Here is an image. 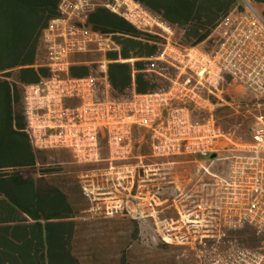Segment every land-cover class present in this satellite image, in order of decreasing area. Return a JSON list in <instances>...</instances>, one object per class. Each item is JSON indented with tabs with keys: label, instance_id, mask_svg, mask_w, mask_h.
I'll list each match as a JSON object with an SVG mask.
<instances>
[{
	"label": "built area",
	"instance_id": "1",
	"mask_svg": "<svg viewBox=\"0 0 264 264\" xmlns=\"http://www.w3.org/2000/svg\"><path fill=\"white\" fill-rule=\"evenodd\" d=\"M97 1L61 0V16L42 33L36 66L47 68L50 76L25 86L23 97L24 132L32 146L69 151L79 164L105 161L109 166L101 175L115 174L118 186L125 183L127 190L138 177L137 167L116 163L134 158L135 128L149 131L155 158H209L227 141L232 148L218 159L226 161V170L214 176L215 203L194 206L193 217L181 222L185 234L180 239L195 243L193 264H264V15L249 0H240L212 31L206 48H184L173 42L170 25L132 0ZM98 6L163 38L157 54L145 59L144 73L160 77L164 87L140 94L133 78L131 87L114 90L106 54L118 47L111 35L84 26L87 14ZM88 53L102 55L99 61L84 63L97 68L71 77L74 60ZM224 84L243 89L251 99L255 115L249 144L232 142V134L213 119H191L192 108L219 99ZM246 226L254 229L259 247H246L230 234Z\"/></svg>",
	"mask_w": 264,
	"mask_h": 264
},
{
	"label": "trees",
	"instance_id": "2",
	"mask_svg": "<svg viewBox=\"0 0 264 264\" xmlns=\"http://www.w3.org/2000/svg\"><path fill=\"white\" fill-rule=\"evenodd\" d=\"M162 14V20L181 30L180 45L200 46L215 27L237 7V0H137ZM264 4V0H254ZM61 0H0V264H83L75 249L77 216L89 211L88 196L79 181L61 177L47 164L44 150L35 149L24 132L25 86L48 78L36 66L43 31L61 16ZM85 27L111 35L117 51L106 54L108 77L117 92L132 86L145 94L156 89L145 70L154 57L159 37L140 31L104 6L87 14ZM79 55L70 76L88 75L90 62ZM134 60L131 62H124ZM134 75V77H133ZM64 174V173H62ZM247 234L246 226L230 233ZM118 264H125L122 256Z\"/></svg>",
	"mask_w": 264,
	"mask_h": 264
},
{
	"label": "rangeland",
	"instance_id": "3",
	"mask_svg": "<svg viewBox=\"0 0 264 264\" xmlns=\"http://www.w3.org/2000/svg\"><path fill=\"white\" fill-rule=\"evenodd\" d=\"M252 5L264 15V4H258L254 0H249ZM97 2L104 4L107 0H98ZM240 5V0H237V6ZM173 31V42L180 45L181 30L170 26ZM154 32L160 33L158 28L153 29ZM152 35V34H151ZM157 36V35H155ZM159 37V36H157ZM161 43L163 38L159 37ZM208 42L201 44L200 48H206ZM181 46V45H180ZM84 58L92 61H99L102 55L99 53H88ZM133 63L134 60L124 61ZM97 64H91L90 68H97ZM145 68H147L145 66ZM148 77L156 85V89L164 87L166 83L158 76L152 73L147 74ZM223 94L220 99L228 103L227 110H224L219 117H222L220 124L225 128V132L232 134V142H237L242 145L249 139L252 116L246 107L247 103L240 95L238 98L228 96V92L243 93V89L237 87H228L224 84L222 87ZM228 93V94H227ZM215 103L218 99H211ZM235 101L233 105L231 101ZM248 100V99H247ZM250 102V100H249ZM225 105V104H224ZM226 107V106H225ZM236 112H234L233 108ZM217 108H214L216 110ZM201 118H196L200 120ZM146 132L141 130L137 133L132 143L141 149L138 152L140 158H132L126 162H118L117 166L128 164L137 167L138 177L135 179L133 188L123 190L126 186L122 184V188L118 186L115 174L112 176H102L109 164L105 161L93 165L79 164L75 162L69 151L66 150H46L47 164L58 172L62 177H69L74 182L79 181L85 190L88 200L86 201L89 211L80 213L77 216L79 223V235L75 242V249L83 264H118V260L124 256L125 264H193L195 243H187L180 239L181 235L185 234V226L181 224H171L176 220L189 219L190 210L193 206L199 204V196L204 189H208L207 199L209 203H215V178L210 175L198 173L200 170L196 164H166L165 158H155L152 156L151 146L149 144ZM224 145L220 149L221 156H226L231 144L223 141ZM228 145V147H225ZM107 153H104V158ZM177 157V156H175ZM188 160L190 158H181L179 160ZM159 164V165H157ZM226 170V161L215 162L209 171L223 175ZM64 173V174H62ZM157 173L156 176H153ZM203 173V174H202ZM192 175L191 181L188 175ZM88 175V177H86ZM158 179L154 181V179ZM152 180V181H151ZM159 184L162 187L157 197L162 201L163 198H170L175 201L165 203L159 206L158 219H153L150 216L151 206L150 198L152 196L153 186ZM139 186H142L144 198V211L140 217L132 212L135 204L134 196ZM94 187L95 190H92ZM88 190L93 191V194L88 193ZM147 190V191H146ZM191 190V192H188ZM110 192L111 194H106ZM148 192V193H147ZM188 192V193H186ZM192 194L190 198H184L182 202V194ZM205 194H203L204 196ZM124 196H127L124 200ZM138 196V195H137ZM140 197V196H138ZM122 201H127L124 206ZM194 202V203H193ZM173 204L174 207H168ZM130 211V212H128ZM180 213V214H179ZM190 216V217H189ZM169 223L167 225L166 223ZM177 237V238H176ZM237 240L244 246L257 248L260 245L259 239L256 241L248 238L247 234H239Z\"/></svg>",
	"mask_w": 264,
	"mask_h": 264
},
{
	"label": "crops",
	"instance_id": "4",
	"mask_svg": "<svg viewBox=\"0 0 264 264\" xmlns=\"http://www.w3.org/2000/svg\"><path fill=\"white\" fill-rule=\"evenodd\" d=\"M132 1L135 2V3H137V4H139V5H141L144 9H146L147 11H149L150 14H151V16H153L155 18H160V19L163 17L162 14L157 13V12L153 11L151 8H149V7L145 6V5L140 4L137 0H132ZM174 28H176V27H174ZM231 92L232 93L228 92L229 94L227 93L228 96L230 97V99L235 98V97L238 98L239 95H240L241 98H244L245 102L247 103L246 107L249 109L248 112L251 114L252 119L254 121V115H255L254 113H255V111H253V109L250 108V106H249V100H251V99H250L249 95L247 94V92L244 91L241 94L236 93L234 91H231ZM231 102L233 103V105L236 104V102L234 100L231 101ZM227 106H229L228 103L224 102L220 98L215 103H213L212 100H205L204 104L201 107H193L192 108V110H191V119L194 122H198V123H204V122H207L210 119H213L214 122H215V124L217 125V127L220 128L221 130L225 131L224 130L225 128L220 124V120L222 119V117H219V115H221V113L224 110H227ZM214 108H217V109L214 110ZM234 109L235 108H233V110ZM234 112H236V111L234 110ZM198 117L201 118L199 121L196 120V118H198ZM253 121H252V124H253ZM250 129H252V126H251ZM141 130H143V131L146 132V135L148 137V140L147 141H149V144L151 146V142L149 140V131L148 130H146V129H140V128H135L133 130V137L137 133H139ZM250 142H251V136L249 135V139L246 142L242 143V145L249 144ZM234 143L237 144V145H240L236 141ZM223 145H224V142L218 148V154L217 155L213 154V155H215V157H212L213 155H211V157H209V158H199V157H193V156H189V155H180V156H177V157H168V158H165L164 160L167 162L166 164H172V165H174V164H185V163H188V164L189 163L190 164H196V165H198L197 167L200 169V170L197 171L198 173L201 174V172L203 171V173H205L207 175H210L213 178H215L214 176L215 175H218V174L209 171V168L215 162H218L219 161L218 159L221 156L220 149L222 150ZM133 146H134L133 157L134 158H140V155L138 154V152L140 151L141 146L140 145L137 146L135 143H133ZM225 147H228V145H225ZM187 157L190 158V159H188V160L187 159L186 160L185 159L184 160H179L181 158H187ZM157 165H159V164H157ZM156 175H157V173H154L153 174V176H156ZM188 177L190 178L189 179L190 181L193 178V176L190 175V174L188 175ZM157 180H158L157 178L154 179V181H157ZM214 182H215V180H214ZM204 186L202 188V193H200L201 195L199 196V199H200L199 202L205 201V199H207V196H209L208 189H204L205 188ZM89 188H91V187H89ZM140 188H142V186H139L138 187L137 192H136L137 194H136V196H134L135 204L133 206L132 212H134L136 215H138V216L141 217L143 215L144 206H145L144 201L146 199L144 198V195L145 194L143 193L144 192L143 189H140ZM153 189H155V191H153L154 194H152V196L150 198V203H149V205L151 206V212H152L150 214V216H152L153 219H158L157 216L155 217L154 214L158 215V212H159V208L158 207L159 206H162L165 203L166 204L169 203L170 202V198L169 197L168 198H163V200L161 201L157 197V195L160 193V190H162V187H160L158 183L156 184V186H153ZM89 192H90V194H93V191L88 190V193ZM188 192H191V190H189ZM188 192H186V193H188ZM106 194H111V193L108 192ZM203 194H205V195L203 196ZM137 195L140 196V197H138ZM192 196H193L192 194H189V195L188 194H185V193L182 194V197H183L182 198V202L185 201L184 198H187L188 199V198H190ZM125 198H127V196H124V200H126ZM127 203H128L127 201L126 202L125 201H122V204L124 206H126ZM173 203H175L174 200H173ZM192 209H194V206L192 207ZM128 212H130V211H128ZM189 213H190V216H193L191 210H190ZM170 222H171V224H175V223L176 224H181L182 220L178 219L176 222H173V219H170ZM166 223H167V225H169V223L167 222V220H166ZM198 233H201V230H198Z\"/></svg>",
	"mask_w": 264,
	"mask_h": 264
},
{
	"label": "flooded vegetation",
	"instance_id": "5",
	"mask_svg": "<svg viewBox=\"0 0 264 264\" xmlns=\"http://www.w3.org/2000/svg\"><path fill=\"white\" fill-rule=\"evenodd\" d=\"M166 200V199H165ZM170 201H172V203H173V199H170ZM174 204V203H173ZM173 204H170V205H168L167 207H174V205ZM180 214V213H179ZM177 221V220H176Z\"/></svg>",
	"mask_w": 264,
	"mask_h": 264
},
{
	"label": "water",
	"instance_id": "6",
	"mask_svg": "<svg viewBox=\"0 0 264 264\" xmlns=\"http://www.w3.org/2000/svg\"><path fill=\"white\" fill-rule=\"evenodd\" d=\"M212 157H215V155H213Z\"/></svg>",
	"mask_w": 264,
	"mask_h": 264
}]
</instances>
